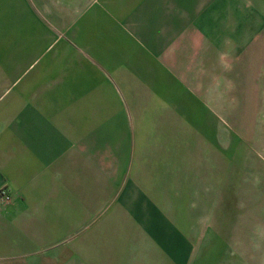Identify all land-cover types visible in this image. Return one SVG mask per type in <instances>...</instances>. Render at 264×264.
Here are the masks:
<instances>
[{
	"label": "crops",
	"instance_id": "1",
	"mask_svg": "<svg viewBox=\"0 0 264 264\" xmlns=\"http://www.w3.org/2000/svg\"><path fill=\"white\" fill-rule=\"evenodd\" d=\"M263 18L250 0H0V264H194L227 83Z\"/></svg>",
	"mask_w": 264,
	"mask_h": 264
},
{
	"label": "rangeland",
	"instance_id": "2",
	"mask_svg": "<svg viewBox=\"0 0 264 264\" xmlns=\"http://www.w3.org/2000/svg\"><path fill=\"white\" fill-rule=\"evenodd\" d=\"M251 6L264 11V0H250ZM261 22L250 52L257 62H249L243 84L240 77L227 83L232 107L225 105L221 116L227 143L217 147L213 202L199 213L200 244L194 250L198 256L200 248V256L194 264H264V18Z\"/></svg>",
	"mask_w": 264,
	"mask_h": 264
},
{
	"label": "built area",
	"instance_id": "3",
	"mask_svg": "<svg viewBox=\"0 0 264 264\" xmlns=\"http://www.w3.org/2000/svg\"><path fill=\"white\" fill-rule=\"evenodd\" d=\"M0 197L2 199V202L5 204H8L12 200V193L8 187H2L0 189Z\"/></svg>",
	"mask_w": 264,
	"mask_h": 264
}]
</instances>
